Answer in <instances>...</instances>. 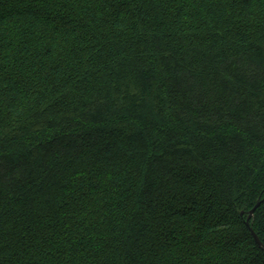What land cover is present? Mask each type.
Listing matches in <instances>:
<instances>
[{
    "label": "trees",
    "instance_id": "obj_1",
    "mask_svg": "<svg viewBox=\"0 0 264 264\" xmlns=\"http://www.w3.org/2000/svg\"><path fill=\"white\" fill-rule=\"evenodd\" d=\"M251 229L264 0H0V264H264Z\"/></svg>",
    "mask_w": 264,
    "mask_h": 264
},
{
    "label": "water",
    "instance_id": "obj_2",
    "mask_svg": "<svg viewBox=\"0 0 264 264\" xmlns=\"http://www.w3.org/2000/svg\"><path fill=\"white\" fill-rule=\"evenodd\" d=\"M260 204H261V202H258V204L255 206V208L249 212V216H248V219H247V224H248V225H249V221H250V219L252 218V216L254 215L255 211H256L257 208L260 206ZM251 233H252V235H253V237H254L255 242H256L260 247H262V248L264 249L262 242H261L260 239L258 238L257 234L253 231V229H251Z\"/></svg>",
    "mask_w": 264,
    "mask_h": 264
}]
</instances>
